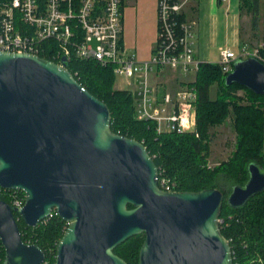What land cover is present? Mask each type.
Masks as SVG:
<instances>
[{
	"label": "water",
	"instance_id": "obj_1",
	"mask_svg": "<svg viewBox=\"0 0 264 264\" xmlns=\"http://www.w3.org/2000/svg\"><path fill=\"white\" fill-rule=\"evenodd\" d=\"M61 64L0 51V188L25 195L21 208L0 199L4 264L44 262L15 214L36 228L52 211L67 224L54 264H127L113 251L141 234L138 264H234L220 231L223 193L161 190L146 147L113 133L107 105ZM224 82L264 96V65L238 60ZM247 172L225 199L232 209L264 191V168Z\"/></svg>",
	"mask_w": 264,
	"mask_h": 264
},
{
	"label": "trees",
	"instance_id": "obj_2",
	"mask_svg": "<svg viewBox=\"0 0 264 264\" xmlns=\"http://www.w3.org/2000/svg\"><path fill=\"white\" fill-rule=\"evenodd\" d=\"M257 1L247 0L246 4L257 8ZM47 45L44 44L46 48ZM39 56L53 61L48 51ZM65 67L80 85L107 105L113 133L134 139L146 147L158 169V179H168L178 192L220 190L224 195L220 231L230 240L233 263L264 264V191L239 209L230 208L225 200L234 186L246 183L249 164L258 163L264 168V96L238 84L226 86V74H222L216 64H199L193 83L197 90L195 131L157 133L153 122L136 119L134 98L128 90L115 88L112 67L73 59ZM214 84L219 90L212 99L209 90ZM240 90L242 96L237 94ZM229 117L236 132V148L226 161L211 167L208 164L211 130L224 124ZM15 197L25 201L22 191L0 188L1 200L11 204ZM15 218L22 241L37 245L44 252L43 264H54L55 248L67 224L53 215L36 228H30L17 214ZM143 240V234L136 235L113 252L128 264H136ZM4 260L5 251L0 242V264H4Z\"/></svg>",
	"mask_w": 264,
	"mask_h": 264
},
{
	"label": "built area",
	"instance_id": "obj_3",
	"mask_svg": "<svg viewBox=\"0 0 264 264\" xmlns=\"http://www.w3.org/2000/svg\"><path fill=\"white\" fill-rule=\"evenodd\" d=\"M192 3L156 0V43L150 58L139 61L123 45V0H4L0 1V51L37 56L48 51L59 65L65 58L66 63L73 59L110 66L115 77L136 84L137 120L153 122L157 133L194 132L196 88L185 85L159 93L150 81L151 73L165 68L197 73L196 20L187 18ZM219 55L216 65L222 74L231 72L238 60L253 58L264 65V42L243 44L237 52L222 49ZM157 183L161 190L174 191V184L166 178L157 176ZM10 205L21 208L24 200L15 197ZM53 215L55 211L48 218Z\"/></svg>",
	"mask_w": 264,
	"mask_h": 264
},
{
	"label": "crops",
	"instance_id": "obj_4",
	"mask_svg": "<svg viewBox=\"0 0 264 264\" xmlns=\"http://www.w3.org/2000/svg\"><path fill=\"white\" fill-rule=\"evenodd\" d=\"M246 2L247 0H193L187 18L196 20L194 56L199 64H216L222 49L237 52L239 46L247 44L249 40L242 34V23L246 19L241 13ZM224 4L227 7L223 17ZM156 39V0H123V45L126 52L139 61H146L152 55ZM196 74L165 68L151 73L150 81L159 93L174 92L185 85L193 86ZM127 86L125 90L133 96L136 84L132 82Z\"/></svg>",
	"mask_w": 264,
	"mask_h": 264
},
{
	"label": "rangeland",
	"instance_id": "obj_5",
	"mask_svg": "<svg viewBox=\"0 0 264 264\" xmlns=\"http://www.w3.org/2000/svg\"><path fill=\"white\" fill-rule=\"evenodd\" d=\"M250 6L251 4H243L241 9L242 16L246 19V21L242 23V34L249 40L247 44L254 45L259 42H264V0L257 1V8H252ZM226 7L227 4H224L222 10L223 17L226 13ZM115 86L124 90L128 88L126 80L120 76L115 77ZM218 90L217 84L210 87L209 92L212 99L216 97ZM237 94L242 96L243 92L240 90ZM235 148L236 132L233 127L232 119L229 117L224 124L211 130L210 155L208 158L209 166L214 167L226 161Z\"/></svg>",
	"mask_w": 264,
	"mask_h": 264
},
{
	"label": "flooded vegetation",
	"instance_id": "obj_6",
	"mask_svg": "<svg viewBox=\"0 0 264 264\" xmlns=\"http://www.w3.org/2000/svg\"><path fill=\"white\" fill-rule=\"evenodd\" d=\"M124 261L128 264V262L126 260H124ZM136 264H138V260H137Z\"/></svg>",
	"mask_w": 264,
	"mask_h": 264
}]
</instances>
